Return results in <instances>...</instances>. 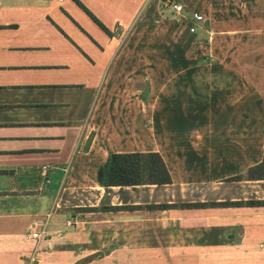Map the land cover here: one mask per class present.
<instances>
[{"label": "crops", "instance_id": "0c3cea01", "mask_svg": "<svg viewBox=\"0 0 264 264\" xmlns=\"http://www.w3.org/2000/svg\"><path fill=\"white\" fill-rule=\"evenodd\" d=\"M263 149L264 0H0V264L42 229L40 264H264V205L126 208L264 200L226 181ZM151 151L171 183L99 185L109 153ZM215 183L237 186L195 195Z\"/></svg>", "mask_w": 264, "mask_h": 264}, {"label": "trees", "instance_id": "16d2710c", "mask_svg": "<svg viewBox=\"0 0 264 264\" xmlns=\"http://www.w3.org/2000/svg\"><path fill=\"white\" fill-rule=\"evenodd\" d=\"M84 11L105 31L107 28L82 4ZM227 180H264V149L262 159L259 163L251 166L244 174L235 175ZM97 181L100 186H136V185H163L172 182L170 173L165 162L158 152H124L109 153L103 164L99 166ZM264 205V200L248 201H224V202H194L180 204H145L126 207L128 209L137 207L147 210L165 209L170 207L204 208L217 205ZM123 207V206H122ZM114 207H107L106 210ZM118 208V207H117ZM92 210H98V207ZM80 264V263H79Z\"/></svg>", "mask_w": 264, "mask_h": 264}, {"label": "rangeland", "instance_id": "374dc122", "mask_svg": "<svg viewBox=\"0 0 264 264\" xmlns=\"http://www.w3.org/2000/svg\"><path fill=\"white\" fill-rule=\"evenodd\" d=\"M226 181L228 183V182L234 181V180H226ZM227 183H224V184H216L215 183V184H211L209 186L197 187L199 189H202V188L203 189H202V191H199V189H196V194L195 195H197L198 198H211L213 195H216V196H218V195L219 196L227 195V193L230 190L232 191V189L237 186V184H235V183L230 184V185H228ZM193 188H195V187H193ZM191 189L192 188L185 187L184 193H192ZM238 189H241V185L237 189H235V192L239 191ZM158 199L162 201V200L165 199V197L162 196V193H158ZM85 209H87V208H85ZM65 210H69L71 213H74V212L76 213V212H78L79 208L65 207ZM67 224H69V223L67 222ZM96 237H97V235H96ZM143 239L146 240V237H143ZM149 244L152 245V242L149 241ZM146 252L149 254V261H150L151 264H157V263H161V264H177V262L175 261L174 257L171 258V256L169 255V253L166 255L167 256L166 257V260L168 261L166 263L165 262L166 260L163 257H159L155 251H153L154 254L153 253L151 254L148 251H146ZM98 254H100L99 251L98 252H95V254L91 255V257L92 256H96ZM171 254H173V253H171ZM29 256L30 255L24 256V260H26V262H25L26 264H27V260H28V257ZM151 259H153V261H151Z\"/></svg>", "mask_w": 264, "mask_h": 264}, {"label": "built area", "instance_id": "2783aa9c", "mask_svg": "<svg viewBox=\"0 0 264 264\" xmlns=\"http://www.w3.org/2000/svg\"><path fill=\"white\" fill-rule=\"evenodd\" d=\"M170 3V2H169ZM171 8L176 13H181L182 11V5L178 3H170ZM193 18L197 21H202L203 17L202 15L198 13H193ZM190 30L193 32L195 30V27H191ZM44 234L45 231L42 229L41 231H34L30 233V238L34 240L33 247L30 251V256L28 257L27 264H40V253L42 251V243H45L44 241Z\"/></svg>", "mask_w": 264, "mask_h": 264}]
</instances>
